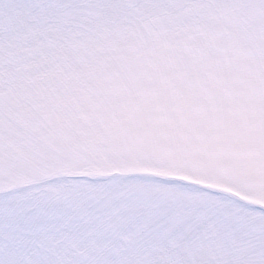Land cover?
Masks as SVG:
<instances>
[{"label":"snow or ice","instance_id":"6c2138e0","mask_svg":"<svg viewBox=\"0 0 264 264\" xmlns=\"http://www.w3.org/2000/svg\"><path fill=\"white\" fill-rule=\"evenodd\" d=\"M0 264H264V0H0Z\"/></svg>","mask_w":264,"mask_h":264}]
</instances>
